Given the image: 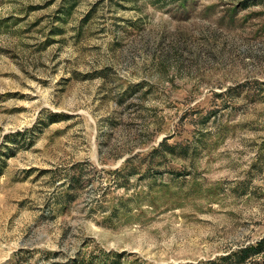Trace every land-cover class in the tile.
Segmentation results:
<instances>
[{"label": "rangeland", "instance_id": "obj_1", "mask_svg": "<svg viewBox=\"0 0 264 264\" xmlns=\"http://www.w3.org/2000/svg\"><path fill=\"white\" fill-rule=\"evenodd\" d=\"M0 0V264H264V0Z\"/></svg>", "mask_w": 264, "mask_h": 264}, {"label": "trees", "instance_id": "obj_2", "mask_svg": "<svg viewBox=\"0 0 264 264\" xmlns=\"http://www.w3.org/2000/svg\"><path fill=\"white\" fill-rule=\"evenodd\" d=\"M152 4H162L163 6L170 5L168 0H148ZM76 5L75 0H63L61 9H59L58 18L62 20V22H66L68 17L71 16L74 7ZM264 252V237L257 242L255 245H250L239 249L237 253H235V257L238 259L239 263H245L248 259L253 256L260 255Z\"/></svg>", "mask_w": 264, "mask_h": 264}]
</instances>
